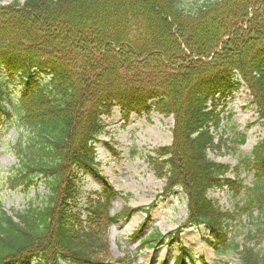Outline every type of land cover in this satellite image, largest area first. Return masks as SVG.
Returning a JSON list of instances; mask_svg holds the SVG:
<instances>
[{
	"label": "trees",
	"instance_id": "trees-1",
	"mask_svg": "<svg viewBox=\"0 0 264 264\" xmlns=\"http://www.w3.org/2000/svg\"><path fill=\"white\" fill-rule=\"evenodd\" d=\"M199 1L187 12L182 0L0 6V128L9 124L16 136V165L6 188L46 191L13 215L0 203V264H124L111 259L108 241L110 226L134 212L110 215L119 194L105 184L87 200L84 218L73 211L76 174L94 170L101 118L114 106L126 120L131 112L173 118L170 146L154 149L146 163L165 180L164 195L184 192L188 222L208 226L211 248L231 246L227 224L233 215L217 209L207 193L226 187L237 196L243 187L225 178L227 167L210 161L207 152L218 149L210 132L220 122L216 96L236 90V74L264 119V0ZM10 84L19 87L14 103L3 90ZM249 166L255 184L246 211L257 210L264 239V139ZM137 211L148 215V209ZM156 243L139 241L141 248ZM187 255L180 248L177 264ZM237 256L238 264H264V249L244 246Z\"/></svg>",
	"mask_w": 264,
	"mask_h": 264
},
{
	"label": "rangeland",
	"instance_id": "rangeland-1",
	"mask_svg": "<svg viewBox=\"0 0 264 264\" xmlns=\"http://www.w3.org/2000/svg\"><path fill=\"white\" fill-rule=\"evenodd\" d=\"M13 1L23 3L25 0H0V5H7ZM199 0H182V8L192 11ZM3 71L0 69V75ZM10 91L17 86L11 85ZM16 98V96H13ZM250 96L242 88L227 105L226 114L231 115L229 122L224 121L221 137L226 141L219 152L209 153V158L230 168H238L240 179L244 185L251 189L253 177L250 171L242 164L247 160L252 148L264 137L263 123L257 120L255 108L250 107ZM105 135L100 137V143L95 145L97 170L94 173L78 174L75 187L79 193V208L83 206L85 198L98 191L102 180L106 179L109 185L123 197L112 202L111 214L119 213L124 207L129 209L146 208L153 204L150 210V221L145 224L141 236L132 240V234L144 223L145 217L141 212H135L131 218L113 225L109 230V251L112 260L122 259L124 264H174L178 252L176 246L167 247L164 244L154 248L139 247L138 240L150 233L151 229L160 235L166 236L179 226L185 218V202L182 195L176 194L161 197L164 186L163 181L154 178L145 164V158L152 150L159 146L169 145L171 142L170 130L172 119H164L157 114L149 117L131 114L127 123L121 119L118 109H113L108 119H103ZM228 123V124H227ZM234 128V129H233ZM237 133V134H236ZM239 136L245 138L244 145H235ZM15 138V131L8 124L0 128V202L4 211L11 214L23 211L37 193L41 196L46 191L39 187L23 193L20 190L10 192L4 188L5 182L11 174L10 167L16 164L12 153L11 144ZM229 140V141H228ZM104 144L113 151L111 153ZM233 177V173L230 174ZM250 191L242 192L233 198L227 190L211 192L209 197L218 202L222 210L233 211L235 219L229 225V239L241 245H253L252 241H261L254 249H264V239L260 238L256 224V210L241 213V208L246 207L250 201ZM254 239H249V237ZM207 238L204 228L200 230H186L182 234V245L192 256L195 264H200L202 259L206 264H236V257L232 249L221 250L218 253L210 249L202 240ZM187 260V264H193Z\"/></svg>",
	"mask_w": 264,
	"mask_h": 264
}]
</instances>
